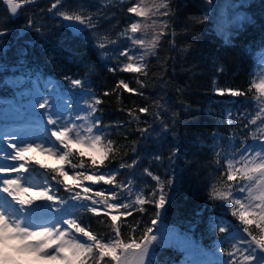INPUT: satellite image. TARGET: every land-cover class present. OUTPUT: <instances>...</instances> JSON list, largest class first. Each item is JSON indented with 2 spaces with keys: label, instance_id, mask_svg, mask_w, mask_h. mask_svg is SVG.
<instances>
[{
  "label": "trees",
  "instance_id": "1",
  "mask_svg": "<svg viewBox=\"0 0 264 264\" xmlns=\"http://www.w3.org/2000/svg\"><path fill=\"white\" fill-rule=\"evenodd\" d=\"M206 1L171 0L174 20L160 31L163 34L153 50L155 55H148L144 61L145 74L108 71L109 67H118L115 56L127 47L125 37L118 34L133 20L127 13L130 0H63L58 9L53 10V13L91 14L92 23L99 26L98 34L106 36L107 40H117L107 48L105 58H101L93 47L96 41L91 32L85 30L75 35L48 11L55 0H26L17 14L10 13L4 0H0V27L10 31L4 39L11 45L0 51V105L8 99L18 101L20 90L29 88L34 78L40 79L39 84L55 82L60 89L72 94L83 93L74 91L64 78L85 81L84 86L102 101L96 107L100 110L97 115L107 126L103 138L111 140L116 149L109 168L118 169L120 163H131L138 158L133 168L120 169L116 177L117 182L133 181L131 199L135 200L137 192L147 195L156 187V182L144 174L145 168L164 181L167 180L165 170L171 168L177 187L166 189L174 194L159 223L203 248L219 251L222 247L227 252L237 242L233 237L242 234V223L232 215L230 201L212 200L209 191L213 185L227 190L221 183L225 178L220 177V172L227 168L228 154L239 148L244 140L251 143L252 137H258L259 131L260 134L263 131L258 119L249 123L256 116V108L264 105L255 99L259 95L255 88H249L254 81H259L255 71L264 52V0H243L242 6L240 2L241 19L232 26L229 23L228 27L211 17L210 10L205 7ZM204 15L210 19L203 21ZM29 19L35 22L33 30L22 31ZM37 27L39 33L35 31ZM25 41L35 43L27 46ZM21 49H24L22 54ZM81 56L83 61H80ZM120 61L123 62L122 57ZM12 66L17 68L11 71ZM12 73L17 74L18 81L11 82L9 75ZM121 79L144 95H133L123 89L112 92ZM138 80L144 84L143 88ZM216 88L241 89L247 96L218 95ZM105 90L112 94L104 96ZM25 101L27 96L22 98V102ZM145 105L149 106V113L137 112L140 121L122 110H135ZM157 114L161 121L169 124L171 131L156 143L151 139L147 142L139 140L136 129L145 126V121L154 124L153 138H157L156 133L162 126L156 120ZM173 147H179L180 151L170 161ZM157 154L161 156L160 161L154 159ZM73 163L78 160L74 159ZM31 169L38 174L44 173L55 195L68 198L63 187L51 181V172L34 164ZM93 187L98 190L111 188L103 183ZM144 208V213L137 210L126 222L124 218L117 222L123 238L139 237L150 225L155 207L145 204ZM72 213L78 222L107 241L111 231L110 218L94 216L83 209H73ZM136 221H140V226L133 233L132 226ZM222 227L224 233L220 232ZM186 259L185 252L174 244L157 246L153 255V260L159 264H184Z\"/></svg>",
  "mask_w": 264,
  "mask_h": 264
},
{
  "label": "snow or ice",
  "instance_id": "2",
  "mask_svg": "<svg viewBox=\"0 0 264 264\" xmlns=\"http://www.w3.org/2000/svg\"><path fill=\"white\" fill-rule=\"evenodd\" d=\"M25 2L26 0H4L12 14H17L18 9ZM62 3L63 0H55L48 11L53 13V10H57ZM242 5L243 0L240 3V6ZM205 7H214V0H207ZM174 12L171 0H139V2L130 0L127 13L131 14L133 22L128 29L118 35L130 40L132 46L144 48L145 52L137 57L131 54L132 46L123 48L115 56L118 67H109L108 71L146 74L144 58L149 53L155 55L153 50L163 34L155 32L157 20L152 18H163L159 20V25L163 27L174 20ZM53 15L60 19L64 26L71 28L74 34L83 33L85 30L91 32L93 40L96 41L93 47L97 49L101 58L107 57V48L117 43V40H107L106 36L102 37L98 34L99 26L92 23L91 14H68L56 11ZM135 17L142 18L144 22L135 20ZM209 19L208 15L203 16V21ZM149 20L151 23H147ZM34 23L29 19L22 31H32ZM150 28L153 30L150 40L135 37L134 34L146 32ZM35 31L39 33L40 28L37 27ZM8 35L10 31L0 27V51L11 47L4 39ZM172 35L175 36L176 33L173 32ZM24 43L32 46L35 41ZM172 44L174 47V41ZM20 51L22 54L24 49ZM120 57H124L127 62H121ZM137 60L139 62H136ZM80 61H83L82 56ZM64 79L70 82L74 91L83 93L81 99L86 100V103L80 104L78 110L84 115H75L74 118L69 116L65 119L63 112H76L75 105L72 109L65 105L62 110H57L50 100L41 103L37 99L33 102V108L41 110L39 113L41 116H47L46 123L50 126L46 129L45 137L38 143L11 140L7 142L10 151L0 152V159L12 162L0 165V174H2L0 193L7 194L12 201V203L0 204V264H159L158 261L153 260V255L157 246L165 244L166 237L162 233L159 236L154 234V228L156 232H160L156 226L174 194L173 191L166 189L177 187L175 175L172 174L171 168L166 169L167 180L164 181L145 168L144 174L156 182V187L147 195L137 192L135 200H132L133 181L129 179L127 183L117 182L116 177L120 169L133 168L138 158L133 159L131 163H120L118 169L109 168L116 149L111 140L105 141L103 138V130L107 126L103 125L97 115L100 110L96 107L102 103L101 99L90 88L84 86L85 81L67 76ZM137 82L140 83L141 88L144 87L142 82L139 80ZM253 87L259 94L255 99L264 104V76H261L258 82L254 81L249 90ZM116 89H123L133 95H144L138 89L130 87L123 79L117 81L112 92ZM215 91L218 95L247 96V93L241 89L216 88ZM111 94L108 90L103 92L104 96ZM122 110L127 111L136 121H140V116L136 113L147 115L149 106ZM261 113H264V107L260 108V112H257L249 123H255ZM156 120L162 125L160 131L156 133L157 138H153V133L156 132L154 124L145 121V126L136 129L139 140L147 142L151 139L156 143L157 139L167 136L171 131L169 124L161 121L159 114ZM248 126V124L244 125L245 128ZM0 140H4L3 135H0ZM135 151L136 148L133 147V152ZM179 151V147H173L169 160L177 157ZM35 153L47 156L56 163L41 164L40 160L35 159L33 155ZM228 156L230 158H227V168L220 172V177L225 178L221 183L227 190L213 185L209 191V198L231 202V213L242 223V234L238 238L233 237L237 242L232 244L231 251L225 252L222 247L219 249V253L224 257L219 264H264V135L253 136L251 143L247 140L242 141L239 148L230 152ZM74 159H77L78 163H73ZM154 159L160 161L161 156L157 154ZM33 164L51 172L53 174L51 181L63 187L69 194L68 198L62 199L53 194L52 184L47 179L42 186H26L30 179L27 174L32 171L30 165ZM9 174L15 175L5 178ZM100 183L110 185L111 188L98 190L93 187ZM69 204L73 209H83L94 216L103 215L110 218L111 231L107 241L102 235L93 233L78 222L74 213L68 214L67 218L64 216H59L55 220L44 218L48 214L54 215ZM145 204L155 207L150 225L144 228L139 237L130 235L127 239L123 238L121 226L117 222L122 218L126 222L127 217L132 216L137 210L144 213ZM54 206H57L55 210ZM45 208L47 212L42 214ZM139 226L140 221H136L132 226V232L139 230ZM220 232L224 233L225 228H220Z\"/></svg>",
  "mask_w": 264,
  "mask_h": 264
},
{
  "label": "rangeland",
  "instance_id": "3",
  "mask_svg": "<svg viewBox=\"0 0 264 264\" xmlns=\"http://www.w3.org/2000/svg\"><path fill=\"white\" fill-rule=\"evenodd\" d=\"M134 2H139V0H134ZM240 2L241 1L236 0H214V7H209L208 9L210 10L211 17L214 20H216L219 24L228 27L229 23L230 26H232L233 23L239 22V20L241 19L242 12L238 9V4ZM152 19L157 20V27L155 28V32L159 33L165 27H161L159 25V20L163 18L153 17ZM135 20H140L141 22H144L142 21V18L139 17H135ZM147 23H151V20L147 21ZM134 35L136 38L145 39L147 41L152 38L153 30L150 28L146 32H140ZM125 40L127 41V47L132 46V42L130 40H128L126 37ZM132 47L133 52L131 54L136 55L137 57L145 52V49L141 48L140 46ZM150 54L151 53H149L148 55ZM148 55L145 56L144 61L146 60ZM122 59L123 62H127L124 57H122ZM136 62L139 61L137 60ZM259 62L260 66L255 71V77L260 79L261 76H264V53L260 57ZM9 78L11 82H16L18 81L19 77L17 76V74L12 73L9 75ZM39 81V78H34L33 83L29 86V88L21 89V98L18 97V101H15L14 99H8L7 101H5L6 103L0 105V107H3V109L0 108V117L2 119V122H0V135L4 136V140H0V152H3L5 150L10 151L7 142H10L11 140L15 139L24 142L35 141L38 143L40 142L41 138L45 137L46 129L50 126L46 123L47 116H41L39 114L41 110L33 108V102L37 99H39L41 103H43L45 100H50L52 104L55 105L57 110H62L65 105H67L69 109H72L75 105V107L77 108L76 112H63L65 119H67L69 116H72L74 118L75 115H84L83 112H80L78 110L80 109V104L84 105L86 103V100L81 99L83 94L68 93L60 89L54 82H46L44 84H39ZM25 96H27V101L22 102V98ZM261 107H264V105H259V107L256 108V114L257 112H260ZM257 119L258 124H260L263 128L261 134L259 131L258 136L264 135V113H261ZM33 155L35 156V159L40 160L41 164L56 163V161L50 159L47 156H42L39 153H35ZM7 163L12 162L7 161L5 159H0V165ZM32 167L33 165H30V168ZM12 175L15 174H9L5 178H11ZM27 175L30 177V179L26 186L43 185V182L45 180L43 173L38 174L36 172L31 171ZM9 203H12L11 198L9 200ZM39 203L44 202L39 201ZM0 204H3L1 193ZM56 207L57 206H54V210ZM72 210L73 208L69 204L67 206H64L54 215L48 214L44 218L48 220H55L59 216H64L65 218H67V215L70 214ZM46 212V208L42 210V214ZM156 227L160 229V232H156L154 228V234L159 236L162 233L166 237V242L164 245L174 244L186 253L187 259L184 261V264H219V262L224 258L218 250H215L213 254H210L203 247L194 244L192 240L186 237L185 235L179 234L174 230L165 229L161 223H158Z\"/></svg>",
  "mask_w": 264,
  "mask_h": 264
},
{
  "label": "bare ground",
  "instance_id": "4",
  "mask_svg": "<svg viewBox=\"0 0 264 264\" xmlns=\"http://www.w3.org/2000/svg\"><path fill=\"white\" fill-rule=\"evenodd\" d=\"M3 203H9L10 197H7V194L1 193ZM5 197H7V200L5 201Z\"/></svg>",
  "mask_w": 264,
  "mask_h": 264
},
{
  "label": "water",
  "instance_id": "5",
  "mask_svg": "<svg viewBox=\"0 0 264 264\" xmlns=\"http://www.w3.org/2000/svg\"><path fill=\"white\" fill-rule=\"evenodd\" d=\"M65 23H68V22H65ZM72 33H73V30L71 29V28H69V27H67ZM74 34V33H73ZM75 35H77V34H75ZM17 67H15V66H12V67H10V70L11 71H13V70H15Z\"/></svg>",
  "mask_w": 264,
  "mask_h": 264
}]
</instances>
